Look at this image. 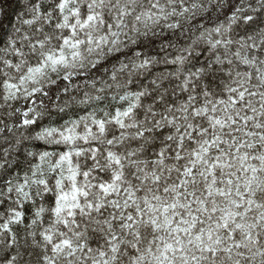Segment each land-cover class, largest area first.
Returning a JSON list of instances; mask_svg holds the SVG:
<instances>
[{
    "label": "snow or ice",
    "instance_id": "6c2138e0",
    "mask_svg": "<svg viewBox=\"0 0 264 264\" xmlns=\"http://www.w3.org/2000/svg\"><path fill=\"white\" fill-rule=\"evenodd\" d=\"M14 2L0 264H264V0Z\"/></svg>",
    "mask_w": 264,
    "mask_h": 264
},
{
    "label": "trees",
    "instance_id": "16d2710c",
    "mask_svg": "<svg viewBox=\"0 0 264 264\" xmlns=\"http://www.w3.org/2000/svg\"><path fill=\"white\" fill-rule=\"evenodd\" d=\"M10 3H12V6L13 7H15V2H14V0H10ZM11 19H14V14H13V17H10ZM6 23H7V21H6Z\"/></svg>",
    "mask_w": 264,
    "mask_h": 264
}]
</instances>
